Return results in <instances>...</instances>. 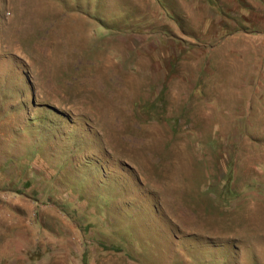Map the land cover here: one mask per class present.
<instances>
[{
	"label": "rangeland",
	"instance_id": "obj_1",
	"mask_svg": "<svg viewBox=\"0 0 264 264\" xmlns=\"http://www.w3.org/2000/svg\"><path fill=\"white\" fill-rule=\"evenodd\" d=\"M0 264H264V0H0Z\"/></svg>",
	"mask_w": 264,
	"mask_h": 264
}]
</instances>
